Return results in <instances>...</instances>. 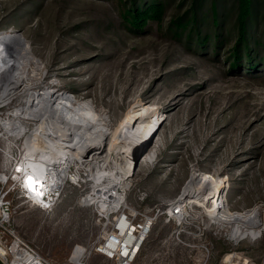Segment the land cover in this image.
<instances>
[{
    "label": "rangeland",
    "instance_id": "1",
    "mask_svg": "<svg viewBox=\"0 0 264 264\" xmlns=\"http://www.w3.org/2000/svg\"><path fill=\"white\" fill-rule=\"evenodd\" d=\"M247 9L241 29L240 0H0V33L22 34L42 63V71L24 69L30 87L55 83L109 115V157L130 113L155 108L165 116L152 147L156 161L144 158L131 180L133 202L141 194V207L175 197L197 170L222 183V215H261L260 236L241 240L231 238L241 224L216 225L205 215L175 237L160 216L138 264H219L229 254L264 264V0H247ZM97 156L86 165L94 178L109 166ZM79 172L87 182L67 181L51 213L25 204L26 216L13 224L58 263L97 231L81 202L93 182ZM87 264L107 263L91 256Z\"/></svg>",
    "mask_w": 264,
    "mask_h": 264
},
{
    "label": "bare ground",
    "instance_id": "2",
    "mask_svg": "<svg viewBox=\"0 0 264 264\" xmlns=\"http://www.w3.org/2000/svg\"><path fill=\"white\" fill-rule=\"evenodd\" d=\"M27 67H32L34 73L36 70L42 71L43 68L41 61L34 56L30 44L17 31L1 32L0 103L6 105L16 95H20L19 99L24 100L14 105L7 113L8 117L4 122L5 133L8 136V144L13 146L22 133L29 131L24 150L27 158L34 161L29 164L31 171L25 169L23 175L29 188L37 192L33 186L38 182L35 175L44 172L53 174L52 171H56L52 180L58 190L69 180L85 183L87 179L79 172L83 169L86 173L84 176H91L88 181L93 184L92 190L89 191L91 196H84L81 202L88 206L94 204L98 208L97 202L101 197H105L107 186L117 182L123 187L128 186L129 177L140 167L144 158L150 163L156 161L157 151L152 147L165 116L155 108H148L146 112L139 114L130 113L126 117L113 136L115 139L110 141L112 144L109 149L114 152L109 157L105 153L108 148L105 141L111 134L112 126L109 115L99 113L92 103L78 102L74 95L56 89L55 83L34 90L29 85L30 78L28 79L24 72ZM24 86L29 87L23 90L25 92L18 94L19 88ZM21 104L23 106L20 107ZM1 134L4 133L0 131V136ZM148 141H151L152 145L145 152ZM97 155L101 156L102 162L105 160L102 166L106 163L109 166L107 170L101 167L98 177L94 178L95 173L89 171L86 165L93 162ZM104 178H107L106 183L103 182ZM187 184L181 194H187L205 208L203 213L195 214L199 221L200 216L205 215L216 225H219V220L241 224V227L235 224L236 227L231 232V238L234 240L260 236L262 220L257 209L236 213L230 217L220 213L221 198H224L222 183L212 182L203 173L193 170ZM109 193L111 195V188ZM93 194L97 196V201H94ZM197 197L199 199L196 200ZM102 201L104 202V199ZM102 201H99V208L103 210ZM248 224H251L250 228H246Z\"/></svg>",
    "mask_w": 264,
    "mask_h": 264
},
{
    "label": "built area",
    "instance_id": "3",
    "mask_svg": "<svg viewBox=\"0 0 264 264\" xmlns=\"http://www.w3.org/2000/svg\"><path fill=\"white\" fill-rule=\"evenodd\" d=\"M0 108V131L4 133L0 136L3 146L0 149V264H87L91 256H98L107 264H138L158 217L162 216L166 223L171 224L173 234L178 237L185 229H191L198 220L195 214L204 212L205 208L198 201L192 200L187 194L182 195L181 191L175 197L154 202L150 207H141L144 194L133 202L129 194L131 180L137 168L129 177L128 186L123 187L118 182L107 186L105 197L97 202L98 208L94 204H86L92 211L97 227L95 236L87 244H75L63 262H55L45 256L37 245L19 235L13 224L16 216L23 212L21 210L25 204L45 214L51 213L57 207L61 190L53 184L56 171H52L53 174L44 172L35 175L38 182L33 186L37 192L26 185L24 170L31 171L29 164L34 161L27 158L24 150L29 131L22 133L15 144L10 146L4 123L8 117L9 104L0 103ZM71 183L74 184L73 181ZM87 191L83 196H91ZM92 197L97 201L95 194ZM99 201L103 202V210L99 208ZM219 264L241 263L231 254L221 259Z\"/></svg>",
    "mask_w": 264,
    "mask_h": 264
},
{
    "label": "trees",
    "instance_id": "4",
    "mask_svg": "<svg viewBox=\"0 0 264 264\" xmlns=\"http://www.w3.org/2000/svg\"><path fill=\"white\" fill-rule=\"evenodd\" d=\"M247 0H240V12H239V15H238V22H239V25L241 27V29H244L245 28V25H246V22H247ZM146 12L144 13H138L136 15V18H142L143 15H145Z\"/></svg>",
    "mask_w": 264,
    "mask_h": 264
},
{
    "label": "crops",
    "instance_id": "5",
    "mask_svg": "<svg viewBox=\"0 0 264 264\" xmlns=\"http://www.w3.org/2000/svg\"><path fill=\"white\" fill-rule=\"evenodd\" d=\"M56 209V208H55ZM36 210V209H35ZM36 211H38L39 213H41V214H44V215H46L44 212H42V211H39V210H36ZM82 211H84V209H82ZM85 212V211H84ZM23 213H21V214H19L20 216H21V220H22V217H25L26 215H22Z\"/></svg>",
    "mask_w": 264,
    "mask_h": 264
},
{
    "label": "water",
    "instance_id": "6",
    "mask_svg": "<svg viewBox=\"0 0 264 264\" xmlns=\"http://www.w3.org/2000/svg\"><path fill=\"white\" fill-rule=\"evenodd\" d=\"M151 145H152L151 141H148L146 144L145 152L148 151Z\"/></svg>",
    "mask_w": 264,
    "mask_h": 264
}]
</instances>
